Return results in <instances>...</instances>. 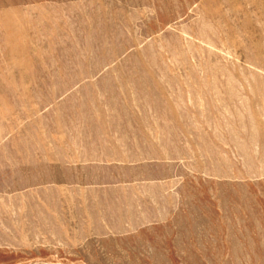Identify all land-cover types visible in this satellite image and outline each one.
<instances>
[{
    "label": "rangeland",
    "instance_id": "1",
    "mask_svg": "<svg viewBox=\"0 0 264 264\" xmlns=\"http://www.w3.org/2000/svg\"><path fill=\"white\" fill-rule=\"evenodd\" d=\"M0 264H264V0H0Z\"/></svg>",
    "mask_w": 264,
    "mask_h": 264
}]
</instances>
